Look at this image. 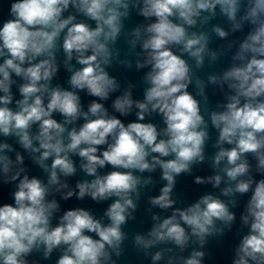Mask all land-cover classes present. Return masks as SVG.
I'll list each match as a JSON object with an SVG mask.
<instances>
[{
	"label": "clouds",
	"instance_id": "clouds-1",
	"mask_svg": "<svg viewBox=\"0 0 264 264\" xmlns=\"http://www.w3.org/2000/svg\"><path fill=\"white\" fill-rule=\"evenodd\" d=\"M131 9L148 23L123 33ZM217 9L230 27L226 31L213 25L212 33L224 39L229 32L245 28L247 32L232 55L234 63L222 74L207 77L208 83L227 88L226 102L217 105L221 110L208 111L188 90L194 69L184 56L195 69L204 66L206 56L217 60L219 53L209 49L210 33L193 30L203 29ZM0 25V135L16 138L47 174L46 182L30 177L25 156L0 142L3 183L16 182L13 203L0 206V264H30L28 257L41 250L46 259L60 250L56 264H116L112 255L121 256L127 239L122 226L135 218L140 186L152 182L136 173L157 168L166 184L159 195L149 197V203L172 211L163 219L153 215L155 223L147 234L137 233L133 241L151 256L152 264L162 260L204 264L207 238L223 235L236 221L230 210L237 206L236 194L250 198L240 216L247 232L235 246L230 264H264V0H11L8 18ZM122 33L132 49L139 43L136 55L143 54V59H137L136 67L148 69L143 78L148 87L138 100L129 85L111 99L110 112L104 102L120 84L106 68L119 56L116 44ZM60 51L70 73V90L53 86ZM195 86L207 102L205 82L196 77ZM81 92L94 98L86 110ZM133 108L136 119L124 121ZM152 114L162 118L164 127L145 122ZM209 121L218 132L214 145L218 151L212 159L219 171L206 178L196 176L194 182L220 188L223 181L221 196L230 199L209 193L186 207H175L176 177L190 174L192 166L205 159ZM14 151L13 159L9 153ZM249 156L256 161L259 179ZM73 157L92 177L77 182L75 189L62 179L76 174ZM106 166L111 170L102 174L99 170ZM65 189V201L74 195L81 200L85 196L97 202L111 200L104 212L108 223L74 208L63 211L53 225L61 205L50 197ZM193 244L199 249L180 254ZM159 245L166 247L149 252Z\"/></svg>",
	"mask_w": 264,
	"mask_h": 264
},
{
	"label": "water",
	"instance_id": "water-1",
	"mask_svg": "<svg viewBox=\"0 0 264 264\" xmlns=\"http://www.w3.org/2000/svg\"><path fill=\"white\" fill-rule=\"evenodd\" d=\"M11 0H0V20L7 19L10 9ZM74 11V10H73ZM67 15V13H66ZM124 29L123 33H130L132 29L139 25H143L148 23L143 17L137 14L136 9H131L129 17L124 19ZM213 25H219L223 27L226 31L229 30V22L227 21L226 17H223L219 14V10L217 9V15L215 18L209 21L207 25L203 27V29L197 28L193 29L195 31L205 30L210 33V41H209V49L212 51H217L219 53L218 58L215 62L210 61L209 57H205L204 66L200 69L194 68V62L191 61L187 55L185 54L184 58L189 60V63L193 65L194 69V77H193V84L189 85V91L193 93V95L197 96V99L201 101L202 110L207 109L208 111L211 110H221L217 108L218 104H222L225 101V92H227L226 86L224 89H221L218 85H213L208 83L207 77L211 74L220 75L224 70L234 63L232 60V55L238 48V42L243 38V36L247 32V28H245L244 32H229V36L221 39L215 35V33L211 32V28ZM2 26V25H0ZM122 33V36L118 39L116 48L119 49V56H114L113 62L111 66L107 67L106 70L109 74L115 77L120 84V89L118 92L113 93L110 100L105 103V106L109 108V111L112 112L110 107L111 99H114L116 95L122 94V92L128 88L129 85H132V96L133 99L142 100L145 88L148 85L144 82V76L148 71L147 68L144 69H137L136 61L137 59L142 60L143 54L141 56H137L136 53L140 52L141 49L139 47V43L137 44L135 49H132L131 46L128 44L125 35ZM232 42H236L233 44L231 48H229V44ZM58 61L60 62V70L56 77L53 79V86L56 84H60L62 87L67 88L70 90V86L68 85L67 81L70 77V73L64 68L63 66V53L62 51L57 53ZM127 60L129 64H122L119 61ZM2 62V59H0ZM75 64V61H72ZM79 67V65H76ZM199 77L203 80L206 84L205 87V96H207V102L204 101V97L197 95L198 89L195 86V79ZM16 91L14 86V92ZM81 99L82 104L87 109L88 103L92 97L87 96L85 92H81ZM18 97V93L16 95ZM137 110L133 108L132 113L127 117H122V119L126 122H130L136 119L135 112ZM118 115V114H117ZM54 118L62 119L59 114H54ZM205 119L208 120L207 112H205ZM145 122H153L157 124L158 127H164L162 118L157 114H152L151 116H147ZM83 123V121H79L78 125ZM209 139L206 141L205 144V159L201 163L194 164L192 166L191 173H181L179 176L176 177V184L173 189L172 197L176 200L175 207H186L189 204L195 202L200 196L204 194H214L217 196H221L220 188L225 187L224 182L222 181L220 188H214L211 184H196L195 177L200 176L206 178L208 176L216 174L219 170L213 167V156L218 151V149L214 146L215 141L218 138V132L212 128L210 121H209ZM0 142H7L13 146L15 151L21 152L22 155L25 156V164L27 173L30 177L36 176L47 181V174L28 156L26 152L19 146L14 137H3L0 135ZM227 147V145H226ZM15 151L9 153L11 158H15ZM171 158V157H169ZM74 161L76 162L77 172L74 176L63 178L66 179L67 183L69 184L70 188L75 189V185L79 181H83L85 179H92V177H88L80 168L79 163L80 160L78 157H73ZM250 163L253 166V175L256 179L261 178L259 173L255 172V164L256 161L249 156ZM50 163V161L48 162ZM223 166V163L221 167ZM111 167L106 166L104 169H100L99 171L104 174L107 171H110ZM140 175L142 178H149L151 177V183L146 186H140V197L136 200L137 208L133 213L134 219H129L128 222L122 226L123 231L127 234V239L121 245L122 247V254L120 257H116L115 254L112 255V259L116 261V264H152L151 256H145L144 251L138 249L134 245V236L135 234L139 233L141 235H146L148 230L151 228L155 221L152 220L153 215H159L161 219L165 218L166 216L171 214L172 209L162 210L158 207H153L149 203V197L157 196L160 194V189L166 184V181L161 179V170L157 168L154 172H144V173H136ZM222 174V173H221ZM223 175V174H222ZM16 182H10L8 184L3 183V174L0 173V206L3 203H13L12 193L15 191ZM65 190H62L61 193H55L54 196L50 198H55L57 202L61 205V211L56 213L53 219V225L58 223V218L60 215L63 214V211L74 209V208H83L85 210L90 211L96 218L102 219V222L107 224L108 220L107 217L104 216V212L106 211L108 205L112 202L109 201H93L91 197L85 196L82 200L78 199L75 195L68 200L62 199V193ZM78 191V190H76ZM250 198V194H245L241 196L240 194H236L234 199L237 201V206L235 208H231L230 210L235 212L236 214V221L233 223L231 229L225 228L223 235H215L210 236L207 238V242L204 246V250L206 251L207 255L204 260V264H230L231 258L234 254V248L239 243L240 237L247 232V228L242 227L240 216L241 213L245 210V204L247 199ZM221 199L228 200L229 197L221 196ZM218 226L223 227L218 222ZM94 236V234H91ZM94 238H96L94 236ZM160 247H166L165 245H159L153 249H150V253H154L155 251L159 250ZM167 247H171V245H167ZM199 249L198 244L190 245L184 253H180L181 255L187 256L191 251V248ZM178 250L174 249V252ZM61 255L60 250H54L52 255L49 258L43 257V251L40 252H33L29 257L28 260L31 264L32 261H37L38 264H56V261L59 259ZM157 264H166V261L162 260L157 262Z\"/></svg>",
	"mask_w": 264,
	"mask_h": 264
}]
</instances>
